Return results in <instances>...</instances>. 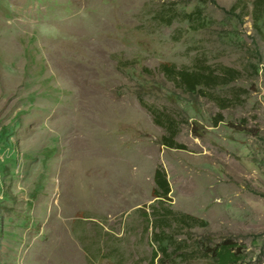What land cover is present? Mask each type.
<instances>
[{
  "label": "rangeland",
  "instance_id": "374dc122",
  "mask_svg": "<svg viewBox=\"0 0 264 264\" xmlns=\"http://www.w3.org/2000/svg\"><path fill=\"white\" fill-rule=\"evenodd\" d=\"M221 243L264 264V0H1L0 264H218Z\"/></svg>",
  "mask_w": 264,
  "mask_h": 264
},
{
  "label": "trees",
  "instance_id": "16d2710c",
  "mask_svg": "<svg viewBox=\"0 0 264 264\" xmlns=\"http://www.w3.org/2000/svg\"><path fill=\"white\" fill-rule=\"evenodd\" d=\"M196 11L197 10L194 11V14H192V16L197 13ZM229 12L234 13L233 9H230ZM202 23H203V21H202ZM165 67H167V68H165ZM164 69H167V71H168V74H167L166 70H163V72L166 75L173 77L177 81H180L181 85H183L185 89H187L191 92L196 90L197 87L207 85L206 83L211 82V80L217 81L219 79L218 75L215 74V72L213 70H210V69L207 72H205L204 74L190 73V72H186V71H182V70H176L173 65H171L170 67L167 65H164ZM227 70L230 73H236L235 70H231V69H227ZM173 71H174V73H173ZM226 75H227V78H225L226 80L221 82V84H227V83H230L236 79L235 76L228 78V73ZM200 77L202 79H200ZM228 79H229V81H228ZM236 131L241 132L243 130H236ZM172 141H173L172 138H166L164 145L167 147H171V148L180 147V146H176V144H174ZM154 181H155L156 189H157V190L156 189L155 190L158 193L157 197L158 198H163V197L165 198L169 194L170 191H169V186H168V183L166 181V178H165L163 172L156 170L155 174H154ZM166 250H167L166 247L161 249L162 252H164ZM211 253L214 256V258L216 259L218 264H236L241 260V256L238 255V252L236 249L234 250V245H232V244L228 245L226 243H221L218 246H216L215 248H213Z\"/></svg>",
  "mask_w": 264,
  "mask_h": 264
},
{
  "label": "bare ground",
  "instance_id": "6f19581e",
  "mask_svg": "<svg viewBox=\"0 0 264 264\" xmlns=\"http://www.w3.org/2000/svg\"><path fill=\"white\" fill-rule=\"evenodd\" d=\"M1 1V0H0Z\"/></svg>",
  "mask_w": 264,
  "mask_h": 264
}]
</instances>
